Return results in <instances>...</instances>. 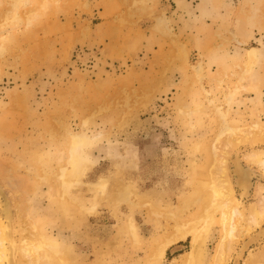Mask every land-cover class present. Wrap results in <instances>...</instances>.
Listing matches in <instances>:
<instances>
[{
	"label": "rangeland",
	"instance_id": "obj_1",
	"mask_svg": "<svg viewBox=\"0 0 264 264\" xmlns=\"http://www.w3.org/2000/svg\"><path fill=\"white\" fill-rule=\"evenodd\" d=\"M233 120L264 124V0H0V202L22 211L17 243L58 246L34 264H188L207 223L213 264L221 209L201 185ZM71 134L85 158L62 176ZM242 209L227 264L264 255L238 256L263 225Z\"/></svg>",
	"mask_w": 264,
	"mask_h": 264
},
{
	"label": "bare ground",
	"instance_id": "obj_2",
	"mask_svg": "<svg viewBox=\"0 0 264 264\" xmlns=\"http://www.w3.org/2000/svg\"><path fill=\"white\" fill-rule=\"evenodd\" d=\"M257 54H258L257 49L253 48L251 50H248L244 59L245 65L250 66L251 64H253L256 60ZM219 116L222 119H224L223 115L219 114ZM225 123L226 121H224V125ZM240 123L241 122H236L233 120V122H231L229 125L226 124L225 129L230 127L232 130L231 133L233 137L231 136L232 137L231 138L229 136L230 138L229 137L226 138L224 144V150L220 154V160L215 166L216 171L213 172V170H211L210 173L212 175L209 173L208 178H210L209 181H211V184L207 183V185L204 184L201 185V189L204 186L208 187L210 193L213 196L212 198H214L213 205L211 206L212 212L221 209V218H219V223L222 227V236L220 237L221 240L217 243L216 246V253L214 256L213 264L228 263L231 253L233 252V250H235V247L233 246L235 240L232 235L234 231V227L233 225L231 227V222L235 216L237 215L241 216L243 214L244 209L242 208L244 207L248 208L247 211L249 216L246 218V222L251 228L258 227L262 223L263 225L259 229H257V231H255L256 234L249 237L247 241H244L242 248L240 250H237L238 256L242 257L248 251V249L252 247L251 246L252 243H261L262 241H264V146L263 148H256V149L254 148V150H250V152L244 154L243 157L244 161H246L247 163L258 166L260 168L261 172L260 171L257 172V170H254V168L247 170L251 174H255V175L257 174L255 178H257L256 183L258 184V187L254 189L253 184L251 183L246 184L244 178L242 177L240 178V174H242L244 170L242 166L243 159H240L241 158L240 154L245 150V147L242 148L241 145L247 142L252 143L258 141L264 143V124H261L257 121L252 122L251 124H243V123L240 124ZM71 136H72L71 144H67L66 149L68 150V153L71 154V157L67 158V162L69 165L72 166V169L70 168L64 169L63 170L64 174L62 176H66L71 171L72 173H78L79 170L77 169L78 168L77 166L81 165L79 163L83 162L85 158L83 157L85 155L82 151V146L85 142V138L83 139V137L79 134H71ZM238 148L239 150L237 151ZM232 149L234 152V156H233L234 159L232 158V163L234 166V171L236 172V175H238L237 178L235 177L236 181L235 179L230 178L231 173H230V167L228 166L229 163L231 162L230 156L232 155L231 154ZM74 150L75 151L78 150L79 154L73 155ZM66 178L64 183L65 185L68 184ZM235 187L237 188V190ZM252 190L255 192H253ZM4 192L5 191L3 187L0 185L1 197H3ZM256 194L260 197L259 200H257L256 203H249L248 201L250 195L257 197ZM20 208L22 209L23 207L20 206ZM19 211L20 210H17V212ZM18 215L19 216L22 215V211H20V213L18 214L14 212V209L9 199L4 198L3 200H1L0 202V264H34L35 261L39 260L37 251H40L41 249L54 250L55 247L56 248L58 247L56 244L57 242L52 237V234L51 236L48 235L47 238L45 237V235H43L41 241L35 240V242L32 241L30 242L28 238L27 240H24L25 238L24 237L23 239L20 240L21 242L18 241L17 243L14 237L16 232L15 223L17 222V218L19 219ZM207 219L210 220L211 222L216 221L214 214H209ZM208 226L210 225L207 223V225L204 227L203 230L191 229V231L186 232V235L189 234L192 236V246H191L192 251L189 253V255L191 256L188 258V264H200L201 262L200 259L202 258L201 256L203 255L202 253L204 250V248L202 249L201 247L200 240L203 239V233L207 231ZM24 232H22L21 235L24 236ZM182 232L183 231H179L177 233V236H175L171 240H168L165 246L177 240L179 237L180 238L185 237L184 235L185 233ZM38 235L41 236V234ZM39 241L41 242L40 244H38ZM56 251L59 250L56 249ZM160 251L161 252H159L157 256L161 260L165 255V251L163 248H161ZM236 264H238V261H236ZM244 264H264L263 253L258 252L253 257L251 254V258H248Z\"/></svg>",
	"mask_w": 264,
	"mask_h": 264
},
{
	"label": "crops",
	"instance_id": "obj_3",
	"mask_svg": "<svg viewBox=\"0 0 264 264\" xmlns=\"http://www.w3.org/2000/svg\"><path fill=\"white\" fill-rule=\"evenodd\" d=\"M233 152V151H232ZM231 152V156H230V159H231V162L229 163V167H230V173H231V177H233V179H235V177L237 178V176L238 175H236V172L234 171V166H233V163H232V158H233V156H234V152L232 153ZM250 152V150H248V151H245V152H242L240 155V159H243V157H244V154H247V153H249ZM234 159V158H233ZM242 166H243V173L242 174H240V178L242 177V178H244V180H245V183L246 184H253L254 185V189H256L257 187H258V184L256 183V180H257V178H255L256 177V175L255 174H251L249 171H247L248 169H253L254 168V170H257V172H259L260 171V168L258 167V166H255V165H252V164H249V163H247L246 161H244V159H243V163H242ZM261 172V171H260ZM235 181H236V179H235ZM237 189V188H236ZM253 189V190H254ZM252 190V191H253ZM253 192H255V191H253ZM256 196L257 197H255V196H251L250 195V198H249V203H256L257 202V200H259V196L256 194ZM255 197V198H254ZM251 199V200H250ZM250 205V204H249Z\"/></svg>",
	"mask_w": 264,
	"mask_h": 264
}]
</instances>
